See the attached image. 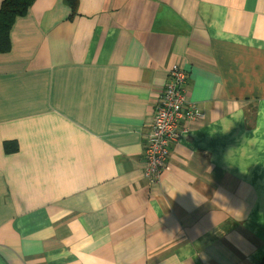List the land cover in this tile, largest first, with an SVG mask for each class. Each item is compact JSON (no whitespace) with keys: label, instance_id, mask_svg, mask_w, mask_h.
I'll list each match as a JSON object with an SVG mask.
<instances>
[{"label":"crops","instance_id":"crops-1","mask_svg":"<svg viewBox=\"0 0 264 264\" xmlns=\"http://www.w3.org/2000/svg\"><path fill=\"white\" fill-rule=\"evenodd\" d=\"M173 66L201 118L150 184ZM263 263L264 0H35L0 53V264Z\"/></svg>","mask_w":264,"mask_h":264},{"label":"built area","instance_id":"built-area-1","mask_svg":"<svg viewBox=\"0 0 264 264\" xmlns=\"http://www.w3.org/2000/svg\"><path fill=\"white\" fill-rule=\"evenodd\" d=\"M186 78L184 71L173 66L168 73L167 84L156 108L143 158V177L150 184L161 181L170 146L181 138L185 132V124L201 118L197 105L186 98L184 90Z\"/></svg>","mask_w":264,"mask_h":264},{"label":"trees","instance_id":"trees-1","mask_svg":"<svg viewBox=\"0 0 264 264\" xmlns=\"http://www.w3.org/2000/svg\"><path fill=\"white\" fill-rule=\"evenodd\" d=\"M74 14L78 0H63ZM35 0H3L0 7V53L9 48V33L14 21L24 16ZM264 264V263H263Z\"/></svg>","mask_w":264,"mask_h":264}]
</instances>
